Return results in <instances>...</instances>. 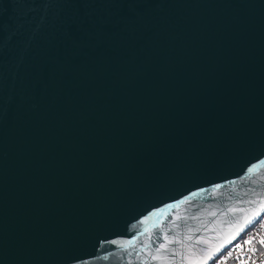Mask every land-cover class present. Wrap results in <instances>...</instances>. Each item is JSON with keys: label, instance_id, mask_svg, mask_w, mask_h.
I'll return each instance as SVG.
<instances>
[{"label": "water", "instance_id": "obj_1", "mask_svg": "<svg viewBox=\"0 0 264 264\" xmlns=\"http://www.w3.org/2000/svg\"><path fill=\"white\" fill-rule=\"evenodd\" d=\"M264 216V0H0V264H212Z\"/></svg>", "mask_w": 264, "mask_h": 264}, {"label": "built area", "instance_id": "obj_2", "mask_svg": "<svg viewBox=\"0 0 264 264\" xmlns=\"http://www.w3.org/2000/svg\"><path fill=\"white\" fill-rule=\"evenodd\" d=\"M212 264H264V216Z\"/></svg>", "mask_w": 264, "mask_h": 264}]
</instances>
